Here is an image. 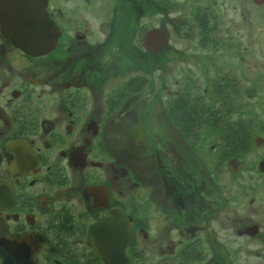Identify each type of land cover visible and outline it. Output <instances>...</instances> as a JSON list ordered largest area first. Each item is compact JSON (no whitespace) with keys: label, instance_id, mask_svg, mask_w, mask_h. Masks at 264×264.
Returning a JSON list of instances; mask_svg holds the SVG:
<instances>
[{"label":"flooded vegetation","instance_id":"1","mask_svg":"<svg viewBox=\"0 0 264 264\" xmlns=\"http://www.w3.org/2000/svg\"><path fill=\"white\" fill-rule=\"evenodd\" d=\"M46 9L0 25V264H264V0Z\"/></svg>","mask_w":264,"mask_h":264},{"label":"water","instance_id":"2","mask_svg":"<svg viewBox=\"0 0 264 264\" xmlns=\"http://www.w3.org/2000/svg\"><path fill=\"white\" fill-rule=\"evenodd\" d=\"M46 6L47 0H0L2 33L29 55L44 54L57 42V33L54 29L50 30ZM162 35L163 41L160 40ZM146 40L148 50L155 53L161 44H165L166 33L157 28L149 29ZM260 45L264 53V31L261 33Z\"/></svg>","mask_w":264,"mask_h":264},{"label":"rangeland","instance_id":"3","mask_svg":"<svg viewBox=\"0 0 264 264\" xmlns=\"http://www.w3.org/2000/svg\"><path fill=\"white\" fill-rule=\"evenodd\" d=\"M137 10L139 11V7L137 8ZM150 17V16H149ZM155 17V16H153ZM149 22L155 23L153 19H149ZM147 68H148V73L153 72V76H155V67H156V58L153 56H148V64H147ZM163 128H169L170 124L166 121H164L163 123Z\"/></svg>","mask_w":264,"mask_h":264}]
</instances>
